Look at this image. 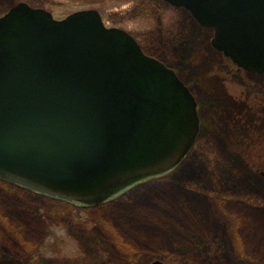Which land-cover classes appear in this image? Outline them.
I'll use <instances>...</instances> for the list:
<instances>
[{"label": "water", "instance_id": "obj_1", "mask_svg": "<svg viewBox=\"0 0 264 264\" xmlns=\"http://www.w3.org/2000/svg\"><path fill=\"white\" fill-rule=\"evenodd\" d=\"M264 74V0H163ZM200 129L177 73L97 9L64 18L20 1L0 16V180L102 203L177 166ZM151 264H166L154 260Z\"/></svg>", "mask_w": 264, "mask_h": 264}, {"label": "rangeland", "instance_id": "obj_2", "mask_svg": "<svg viewBox=\"0 0 264 264\" xmlns=\"http://www.w3.org/2000/svg\"><path fill=\"white\" fill-rule=\"evenodd\" d=\"M20 1L58 19L97 9L177 73L201 126L176 167L103 207L0 183V264H264V74L238 67L213 47V29L163 0H0V16Z\"/></svg>", "mask_w": 264, "mask_h": 264}, {"label": "flooded vegetation", "instance_id": "obj_3", "mask_svg": "<svg viewBox=\"0 0 264 264\" xmlns=\"http://www.w3.org/2000/svg\"><path fill=\"white\" fill-rule=\"evenodd\" d=\"M241 69H243V68H241ZM243 70H245V69H243ZM245 71H246L247 73H250V74H257V73H253V72H250V71H247V70H245ZM257 88H258V87H257ZM261 90H262V89H261ZM262 91H263V90H262ZM250 98H251V97H250ZM262 105H264V99H262ZM236 110H237V109H236ZM224 111H225V110H224ZM224 111H223V112H224ZM199 119H200V118H199ZM200 126H201V120H200ZM199 132H200V130H199ZM198 135H199V134H198ZM0 183L7 184V185H9V186H11V187H14V188L25 189V190H28V191H31V192H34V193H37V194H40V195H43V196H46V197H50V198H52V199H56V200H59V201H63V202H66V203H70V204L75 205V206H78V207H82V208H84V209H87V208L91 209V208L103 207V206H105V204L111 202V201L114 200L117 196H119L123 191L126 190V189L123 190V191L120 192L119 194L113 196V197L110 198L109 200L104 201V202H102V203L95 204V205H86V204H78V203L70 202V201H68V200L61 199V198H57V197H53V196H50V195H47V194H44V193H39V192L33 191V190H31V189L25 188V187L20 186V185H17V184L6 183V182H0ZM137 184H138V183H137ZM134 185H136V184H133V185H131L130 187H132V186H134ZM130 187H129V188H130Z\"/></svg>", "mask_w": 264, "mask_h": 264}]
</instances>
